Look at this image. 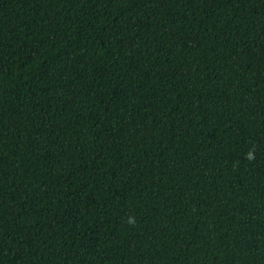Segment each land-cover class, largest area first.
<instances>
[{
	"label": "trees",
	"instance_id": "trees-1",
	"mask_svg": "<svg viewBox=\"0 0 264 264\" xmlns=\"http://www.w3.org/2000/svg\"><path fill=\"white\" fill-rule=\"evenodd\" d=\"M0 264H264V0H0Z\"/></svg>",
	"mask_w": 264,
	"mask_h": 264
}]
</instances>
